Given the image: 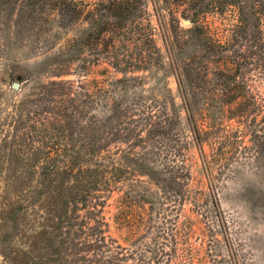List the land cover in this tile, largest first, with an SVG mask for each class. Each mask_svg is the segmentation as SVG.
<instances>
[{
	"label": "rangeland",
	"instance_id": "1",
	"mask_svg": "<svg viewBox=\"0 0 264 264\" xmlns=\"http://www.w3.org/2000/svg\"><path fill=\"white\" fill-rule=\"evenodd\" d=\"M144 2L164 69L125 75L109 68L105 73L107 66L101 60L97 66L88 64L89 59L96 60L94 56L77 58L75 51L63 52L66 38H75L85 26L61 35L60 30L0 26V264L116 263L109 257V246L122 248L118 264H145L154 257L158 264H264V148L253 145L251 129L224 118L221 128L228 143L214 157L202 137L200 151L163 42L166 38L172 58L181 66L192 51L178 50L173 42L177 31L192 23L183 24V18L179 24L173 22L161 0ZM235 18L232 10L213 17L218 29L211 30L212 35L224 42ZM83 62L90 67L85 72L79 69ZM241 72L245 92L260 101L264 114L263 69L246 66ZM125 76L141 80L117 82ZM13 83L18 89L12 88ZM164 86L180 118L176 129L184 148L183 157L176 159L182 160V168L175 169L180 161L171 163V157L156 146V155L150 157L154 176L131 170L119 174L114 184L96 187L85 199H72L71 177L80 168L92 167L82 145L94 142L105 158L102 164L123 166L116 160L130 146L121 134L132 113L115 122L121 111L111 103L123 105L139 96L149 102ZM74 95L84 102L80 123L85 130L80 132L72 127ZM39 106L43 109L36 119L34 110ZM190 114L203 132L204 123L193 105ZM185 140L188 145H183ZM69 143L79 149L68 147ZM46 174L66 179L56 188L52 182L42 184ZM99 230L106 247L96 261L86 242Z\"/></svg>",
	"mask_w": 264,
	"mask_h": 264
},
{
	"label": "trees",
	"instance_id": "2",
	"mask_svg": "<svg viewBox=\"0 0 264 264\" xmlns=\"http://www.w3.org/2000/svg\"><path fill=\"white\" fill-rule=\"evenodd\" d=\"M161 1L168 14L173 17V22L179 24V18H183L190 19L192 23L187 30H178L173 42L178 50L190 48L192 51L189 57L182 61L181 66L172 58V48L166 38L163 42L166 58L176 78L181 107L187 113L192 139L199 144L200 151L202 152V137L212 147L214 157L219 155L218 151L228 143L229 137L221 128L224 118L236 120L238 125L251 129L253 145H261L264 148V114L260 101L245 92L243 77H238L246 66H259L264 71V30H261L264 26V0ZM227 10L235 13L236 23L228 38L221 42L211 32L218 29L214 25L213 17L222 16ZM147 17L144 0H0V26L5 28L60 30L58 35H61L75 30L76 27L85 26L75 38H66L68 46L63 52L75 51L77 58L94 56L96 60L90 62L89 59L88 64L97 66L101 60L102 64L107 66L103 67L105 73L109 72V68L125 75L164 69V57L154 42L153 28ZM89 68L83 62L79 69L85 72ZM180 69L182 75L179 73ZM140 80L141 76H125L117 82ZM220 89V94L214 92ZM200 91L211 93L202 94ZM78 96L70 98L71 120L72 127L80 132L85 130L80 123L84 102ZM191 105L204 123L203 132L199 131L190 114ZM111 106L121 111L120 115L114 117L115 122L119 117L126 118L128 111L132 113L128 122H124L126 127L121 134L130 146L124 154L121 150L120 160H116L117 164L122 163L123 166L102 164L101 160L105 158L94 142H88L85 147L82 145L80 149H85L91 156L92 167L80 168L71 177L72 184L68 192L72 199H85L96 187L114 184L119 174H126L131 170L151 173L150 175L154 176L156 171L151 169L150 157L156 155V146L162 147L167 156L171 157V163L180 161L175 169L182 168V160L179 159L183 157L181 149L184 147L179 144L181 139L178 138L176 129L180 118L174 111V99L167 86L158 87L156 95L149 98V102L139 96L124 102L123 105L115 101ZM42 109L43 107L39 106L34 110L36 119ZM116 134L119 135L118 132ZM139 144L141 150L137 151ZM67 145L79 149L74 148L71 143ZM183 145H188L186 140ZM54 176L50 179L46 174L41 178L42 184L52 182L53 187L60 188L66 176L64 175V179ZM55 180L60 181V184H54ZM171 180L174 181L173 178ZM97 233L99 235L86 242V245L93 249L96 261L101 257L98 252L101 253L102 248L106 247L103 232L99 230ZM107 248L109 257L112 256L116 263L102 260L100 264H118L124 254L119 253L122 248ZM55 262H59V259ZM97 262L99 264V260ZM139 262H143L142 259ZM157 262L158 259L154 257V260L145 264H158Z\"/></svg>",
	"mask_w": 264,
	"mask_h": 264
},
{
	"label": "water",
	"instance_id": "3",
	"mask_svg": "<svg viewBox=\"0 0 264 264\" xmlns=\"http://www.w3.org/2000/svg\"><path fill=\"white\" fill-rule=\"evenodd\" d=\"M191 22L189 20L183 19V24H190ZM19 85L17 83H13L12 88L14 90L18 89Z\"/></svg>",
	"mask_w": 264,
	"mask_h": 264
}]
</instances>
